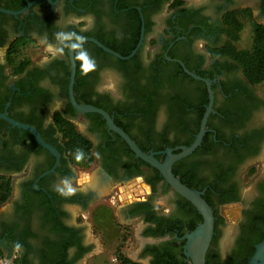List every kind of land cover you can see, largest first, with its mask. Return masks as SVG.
<instances>
[{
	"label": "flooded vegetation",
	"instance_id": "obj_1",
	"mask_svg": "<svg viewBox=\"0 0 264 264\" xmlns=\"http://www.w3.org/2000/svg\"><path fill=\"white\" fill-rule=\"evenodd\" d=\"M88 16L94 25L80 32ZM241 22L257 49L264 0H0V256L193 264L189 235L202 214L106 113L161 163L193 147L171 171L212 209L206 260H244V227L264 198V81L230 39ZM59 31L86 36L96 71L81 75L67 49L41 63L50 54L40 40L55 43ZM112 82L114 93L97 91ZM76 148L92 162L77 163ZM65 177L78 189L71 198L54 190Z\"/></svg>",
	"mask_w": 264,
	"mask_h": 264
},
{
	"label": "water",
	"instance_id": "obj_2",
	"mask_svg": "<svg viewBox=\"0 0 264 264\" xmlns=\"http://www.w3.org/2000/svg\"><path fill=\"white\" fill-rule=\"evenodd\" d=\"M110 51L113 52L112 50ZM114 53L120 56L118 53L116 52ZM81 109L84 111L98 110L92 106H84ZM105 115L108 118V123L110 124V126L113 129H115L117 132H119L126 139V141H128V143L137 152V154L141 155L143 158H145L150 163L155 165L159 170H161L163 175L172 184V186L179 193H181L186 198H188L197 207L199 212L202 214L203 222L194 232H192L189 235L190 240L188 243V247H189L188 251H189V255L192 257L193 264H208L205 254H206L207 248L209 246V243H210V240L213 234L214 216H213L212 209L210 205L206 202V200L200 195V192H198L197 190L191 189L185 184H183L178 178L174 176V174L171 171L172 161L175 158L187 153L193 147L186 148L184 152H182L181 154L170 156L164 163H161L153 155H147L144 152H142L137 147V145L131 140V138L121 128L117 127L114 124V122L109 118V116L106 113ZM247 264H264V239L258 244H256V250L254 254L248 259Z\"/></svg>",
	"mask_w": 264,
	"mask_h": 264
},
{
	"label": "clouds",
	"instance_id": "obj_3",
	"mask_svg": "<svg viewBox=\"0 0 264 264\" xmlns=\"http://www.w3.org/2000/svg\"><path fill=\"white\" fill-rule=\"evenodd\" d=\"M87 21L85 28H81L80 32L89 30L94 25V19L91 16L83 18ZM71 22V20H70ZM79 23V20L75 21ZM40 43L45 47V51L50 54V56L44 57L42 64L50 62V59H56L65 55V50L67 49L73 57L74 62L78 61L80 64L81 75L88 76L91 72L97 70V62L84 47L87 43V38L84 35L78 34L76 31H59L55 34V43L48 42L47 38H42ZM97 91L101 93L103 91L115 92L116 84L115 82L109 83L103 89L98 88ZM122 98V97H121ZM74 159L77 163H81L85 159V153L83 149L76 148L74 152ZM91 178L88 175L82 176L77 183L81 185L79 191H84L86 185H89V180ZM90 186V185H89ZM54 190L60 196L64 198H71L77 194L78 189L73 186L72 178L65 177L60 179L59 183L54 186ZM16 250H22V245L20 243L15 244Z\"/></svg>",
	"mask_w": 264,
	"mask_h": 264
},
{
	"label": "trees",
	"instance_id": "obj_4",
	"mask_svg": "<svg viewBox=\"0 0 264 264\" xmlns=\"http://www.w3.org/2000/svg\"><path fill=\"white\" fill-rule=\"evenodd\" d=\"M257 49L254 48V57L249 56L245 58L244 64L251 73V79L255 82L262 83L264 81V40L256 42ZM249 59V60H248ZM73 137H76V142H83V139L79 134L71 136L67 135V138L71 140L74 144ZM85 157L89 159L88 164L92 162L93 156L88 150L85 152ZM254 168L251 169L250 173L254 172ZM245 230V241L242 244V250L244 252V260L237 259L235 264H247L248 259L254 254L256 250V244L264 239V198H262L258 203L256 208L249 212V219L247 225L244 227ZM2 255V253H0ZM128 262L129 260L126 259Z\"/></svg>",
	"mask_w": 264,
	"mask_h": 264
},
{
	"label": "rangeland",
	"instance_id": "obj_5",
	"mask_svg": "<svg viewBox=\"0 0 264 264\" xmlns=\"http://www.w3.org/2000/svg\"><path fill=\"white\" fill-rule=\"evenodd\" d=\"M236 30H237L236 36L232 34L230 39L234 41L236 40L235 38L238 37L240 40L238 44V46H240L239 49H242L241 51H243V53L246 52L245 54L247 58H249V56L254 57L255 52H254V46L252 44L253 40L249 39L248 37L249 34L248 26H244L243 23L241 22L239 25H237ZM232 214H233L232 212H229V214L227 215L229 220H231L230 217L232 216Z\"/></svg>",
	"mask_w": 264,
	"mask_h": 264
},
{
	"label": "built area",
	"instance_id": "obj_6",
	"mask_svg": "<svg viewBox=\"0 0 264 264\" xmlns=\"http://www.w3.org/2000/svg\"><path fill=\"white\" fill-rule=\"evenodd\" d=\"M0 264H14L10 259H5L2 256H0Z\"/></svg>",
	"mask_w": 264,
	"mask_h": 264
}]
</instances>
